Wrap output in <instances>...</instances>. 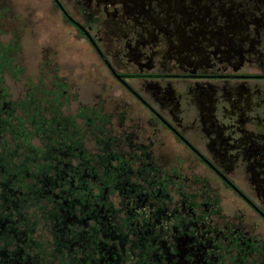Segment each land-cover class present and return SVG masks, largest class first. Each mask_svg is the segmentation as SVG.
I'll return each mask as SVG.
<instances>
[{"label": "flooded vegetation", "instance_id": "1", "mask_svg": "<svg viewBox=\"0 0 264 264\" xmlns=\"http://www.w3.org/2000/svg\"><path fill=\"white\" fill-rule=\"evenodd\" d=\"M50 2L133 103L100 122L104 215L3 264H264V0Z\"/></svg>", "mask_w": 264, "mask_h": 264}, {"label": "rangeland", "instance_id": "2", "mask_svg": "<svg viewBox=\"0 0 264 264\" xmlns=\"http://www.w3.org/2000/svg\"><path fill=\"white\" fill-rule=\"evenodd\" d=\"M53 8L50 0H0V42L17 44L11 57L13 64L21 69L16 75L10 69H5L2 74V83L8 93L4 106L14 120L18 118L24 121L23 129L29 131L37 129L31 120L38 119L37 112L47 119L58 106L61 115L73 120L74 125L67 128L71 138H81L80 143L88 157H94L100 148L99 143L107 136L96 131L100 120L94 128L86 121V115L81 117L80 113L84 115L90 113V109L100 107L101 114L109 115L105 131L110 130L119 136L118 115L125 108L115 101H133L109 77L88 43L79 38ZM130 106L134 114L139 113L136 104ZM52 127L59 128L54 119ZM2 132L1 153L7 152L6 148L11 151L16 146L13 134L6 128ZM31 142L39 148L45 144L39 135L32 136ZM21 146L11 158L15 163H19L18 159L23 153ZM110 197L117 203L116 196ZM41 232L44 240L51 239L48 232Z\"/></svg>", "mask_w": 264, "mask_h": 264}, {"label": "trees", "instance_id": "3", "mask_svg": "<svg viewBox=\"0 0 264 264\" xmlns=\"http://www.w3.org/2000/svg\"><path fill=\"white\" fill-rule=\"evenodd\" d=\"M16 45L0 42V139L6 128L16 140L11 151L6 148L7 152H0V239L18 242L24 235L31 237L41 228L64 243L69 235H86L83 227L70 232L72 224L82 226V222L95 217L98 220L104 215L101 205L108 193L104 192L106 184L103 180L106 178L109 182L113 179L111 175L120 171V167L99 158L102 157L99 150L96 158L88 157L80 143L81 138L73 139L67 131L74 125L73 120L61 115L58 106L57 113L51 111L47 119L37 112L38 119H31L32 125H37L36 131L24 130V121L14 120L7 112L4 103L8 101V93L2 83V74L5 69H10L14 75L21 72L11 57ZM89 111L84 115L80 113V116L86 115V121L94 128L99 120L101 123L108 121V116L99 112L100 108ZM98 114V120H95ZM53 119L58 129L52 127ZM98 124L96 131L102 135L104 129ZM74 132L77 131L74 129ZM36 135L45 141L43 148L32 144L31 138ZM20 144L23 153L19 163H15L11 158L16 155ZM4 249L6 246H0V254Z\"/></svg>", "mask_w": 264, "mask_h": 264}]
</instances>
